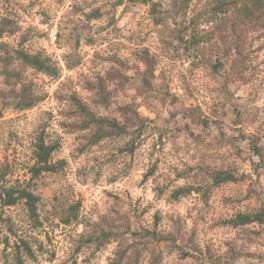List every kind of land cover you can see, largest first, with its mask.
Instances as JSON below:
<instances>
[{"label": "trees", "instance_id": "1", "mask_svg": "<svg viewBox=\"0 0 264 264\" xmlns=\"http://www.w3.org/2000/svg\"><path fill=\"white\" fill-rule=\"evenodd\" d=\"M63 1L57 0L59 5ZM161 1L164 4L160 8L152 2V31L139 33L134 47L121 48L106 57L107 65L101 74L70 86L71 78L61 82L62 68L51 55L25 45L28 33L36 31L34 27L24 29L21 24L26 14L23 16L20 9L25 5L0 0V143L8 141L7 136L15 131L17 123L14 126L13 121L26 120L28 111L47 100L49 82L60 84L54 94L64 105L61 120L57 121L62 133L47 131L51 116L28 123L34 124L28 147L34 162L25 167L28 179L7 180V158L0 166V220L8 231L0 235L4 246L0 264H28L37 260L38 251L45 250L32 234L20 238L22 224L6 215L5 208L19 202L26 211L20 222L26 217L34 228L44 221L81 227L78 250L96 253L115 243L110 264H143L145 260L148 264H163L171 255L182 260L192 258L197 264H264V79H259L258 61L264 50V0ZM73 2L67 17L81 13L88 19L107 16L113 21L116 8L125 1L106 0L87 13L85 2ZM49 19L43 23H49ZM81 29L72 22L66 34L72 49L63 52L67 67L82 39L95 43ZM17 34L22 36L17 46L4 40ZM64 34L60 26L57 43ZM43 36L49 38L48 33ZM195 54L200 56L198 61H191ZM167 58L190 60L194 70L211 69V80L199 82L204 89H210L203 107L191 104L178 109L182 100L192 96L191 76H181L182 94L173 90V79L164 63ZM130 89L134 91L132 95ZM240 92L249 102L246 108L234 103ZM158 105L161 110L163 105L176 109L178 119L174 124L166 119L167 126L157 127L155 118L140 112L141 107L154 110ZM7 112L14 114L12 118H6ZM155 131L161 133L158 140L164 152L175 160L183 153V163L173 162V167H166L165 162L161 167L158 150L142 146L143 140ZM166 132L170 134L167 139L163 135ZM181 133L185 136L177 139ZM67 136L71 156L75 160L84 157L83 175L88 174L92 181L100 175L109 182L128 177L136 185L151 179L154 199L174 206L194 195V206L186 215H171L169 228H160L156 223L145 225L137 207L129 203L125 209L116 196L107 212L97 219H86L88 216L80 211L81 202L67 201L58 182L66 178L68 162L64 158L55 160L54 154ZM143 148L145 157L141 156ZM135 176L141 177L135 180ZM39 184L54 185L52 202H45L36 192ZM214 195H219L228 209L215 221L217 226L240 233L254 250L244 252L230 247L225 253L214 254L199 244L196 225L204 220ZM194 214L196 217H192ZM190 217L194 218L192 227L186 222ZM254 226L259 230L251 228Z\"/></svg>", "mask_w": 264, "mask_h": 264}, {"label": "rangeland", "instance_id": "2", "mask_svg": "<svg viewBox=\"0 0 264 264\" xmlns=\"http://www.w3.org/2000/svg\"><path fill=\"white\" fill-rule=\"evenodd\" d=\"M74 0H65L62 4H58L57 0H16L18 4L25 5V8H21L20 12L24 16L26 14V19L21 24L23 28L34 27L35 32L28 33L25 45L30 50L44 49L45 52L52 56L58 65L62 68V78L61 82L67 83L68 79L71 78L72 84L68 83L63 87L66 89L67 86H76L80 83L82 79H88L96 74H101L104 67L107 65L106 57L113 55L118 52L121 48L134 47V39L139 33L145 34L146 31H152L153 24L149 19L150 11L153 9L152 2L157 8L162 7L164 2L161 0H124V4L118 6L115 11V18L111 21L107 16L102 18H92L88 19L84 14H76L75 16L67 17V13L74 3ZM77 1V0H75ZM85 2L84 5L85 13L90 12L96 5H102L106 0H80ZM116 0H112L114 3ZM160 1V2H159ZM49 19V23H43L44 20ZM70 21L69 27L64 28L67 21ZM72 22L77 23L83 31L86 38L95 39V43L87 42L86 39H82L80 45L73 53V57L70 58V67L65 66V61L63 59V52L72 51L69 44H67L66 34L69 33ZM56 25L59 31L60 26L64 30V38L61 43L52 44L48 36H43V33H48ZM173 25L170 24V28ZM143 28L142 30H140ZM4 40L8 41L11 46H17L22 40L21 34L14 36L5 37ZM196 46V45H195ZM194 46V47H195ZM196 48V47H195ZM62 62H60V59ZM258 61L260 63V81L264 79V50L258 55ZM199 55L195 54L194 59L198 61ZM81 61L80 64L74 65L73 62ZM186 61L185 59L171 60L167 58L164 63L167 65L169 70L170 78L173 79L171 82L172 89L178 91L182 94L184 91L180 88V78L181 76H191L190 79V91L192 96H188L189 99L182 100L181 105L178 109L187 107L191 104H200L201 107L204 105L205 99H208V94H210L209 87L203 88L199 82L206 81V79L211 80L210 73H212L210 68H196L193 69L191 66V61ZM233 72V70H231ZM192 74V75H191ZM179 77V78H178ZM218 80H221L218 77ZM259 81V82H260ZM60 84L49 82L46 86L48 90V98L44 103L40 105L37 109H33L27 112V119L13 121L15 131L11 135L6 136L9 139L6 142L0 143V166L8 159L9 172L6 175V179L9 181L28 179V171L25 167L31 165L34 162L32 158V153L30 152V133L32 132V125L29 122L35 123L36 120H44L49 116L50 126L47 128L48 132L62 133L57 125V121L61 120V112L64 109L59 99L54 94V91L58 89ZM134 93L133 89L129 90V94ZM84 94V93H82ZM234 103L238 107L246 108L249 106V102L245 97L243 92L239 93V96L235 99ZM164 109L161 110V106L158 105L154 110H148L145 107L140 108L141 114L155 118L157 121V127L167 126L166 119H170L174 124L175 120L178 119L175 108H168V106L163 105ZM252 107V106H251ZM46 113V115H43ZM14 114L6 113V118H12ZM160 117V119H158ZM12 123V122H11ZM252 130V128H249ZM197 132V131H196ZM161 133L159 131L152 132L151 136H148L143 140V147L151 148V150H158L157 154L161 160V167L165 162L168 163L166 167H173L170 163L176 162V164L183 163L186 156L181 153L180 156L175 160L173 155H168L163 150V145L161 141L158 140V135ZM163 135L167 139V135L170 134L166 132ZM162 135V136H163ZM185 134L181 133L177 135V139H181ZM11 137V138H10ZM67 136L61 141V147L54 154V159H66L67 165V175L66 178L58 179L62 190L65 193L66 200L70 202L80 201V211L82 215L88 216L86 219H97L102 213L109 210L110 206L116 202L115 197L118 196L123 202V207L125 209L129 208V203L133 208L137 207L139 212V218L145 225L157 224V227L169 228L170 216L175 215L176 212L181 215H186L187 210L193 207L196 202V197L193 195L189 198H183L182 203H177L172 206L168 202L158 201L154 199V190L151 187V179L148 182L140 184H133V180H129L128 177H122L115 182H109L105 179L106 176H97L96 181H92L88 174L86 177L83 175L84 167V157L80 156L78 159H73L71 156L72 147L69 146V138ZM164 141V140H163ZM141 146V147H142ZM143 148L141 150V156L145 157V151ZM92 177V176H91ZM141 176H135V180L139 179ZM1 178V177H0ZM46 182L50 183L48 177H44ZM70 187V188H68ZM54 185L39 184L36 192L39 193L45 202H52L54 192ZM68 198V199H67ZM6 215L12 217L13 221L17 224H22L18 236L24 238L29 234L37 237L44 247V251L37 252L36 261H28V264H110V259L114 255L115 243L108 244L104 249L96 253L83 249L78 250L76 241L79 239V232L81 227L73 228L65 226L63 224H53L50 222H43V224L37 228H34L30 221L25 217V220L21 221L24 217L25 205L23 202L6 207ZM228 212L227 207H225L220 201L219 195H214L210 201V207L208 211L206 210L204 220L200 219L198 225H196L197 234L196 239L203 249L210 248L211 252L214 254L225 253L230 247L238 251H246L248 249H253L247 243L242 240L240 233L225 229L217 226L216 220ZM157 213L158 217L154 214ZM196 215L194 214V216ZM40 219H44L41 215ZM194 218H188L186 220L187 224L191 227L194 225ZM57 222V220H56ZM5 223L0 220V235L3 236L7 231ZM252 229L259 230V227H251ZM15 238L18 240L19 237ZM10 241L13 242V238L10 237ZM3 244H0V260L3 257ZM201 248V249H202ZM256 251L255 253H258ZM143 264H148L147 261H143ZM163 264H197L194 259L189 258L187 260L180 259L177 255L167 256Z\"/></svg>", "mask_w": 264, "mask_h": 264}, {"label": "built area", "instance_id": "3", "mask_svg": "<svg viewBox=\"0 0 264 264\" xmlns=\"http://www.w3.org/2000/svg\"><path fill=\"white\" fill-rule=\"evenodd\" d=\"M49 40L52 42V44H56L57 43V28L56 25L53 29H51V31L49 32ZM60 59V56H58ZM60 62H62V60L60 59Z\"/></svg>", "mask_w": 264, "mask_h": 264}]
</instances>
